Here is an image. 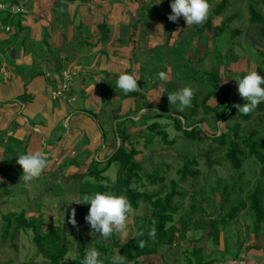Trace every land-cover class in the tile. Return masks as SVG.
Listing matches in <instances>:
<instances>
[{"label":"crops","instance_id":"crops-1","mask_svg":"<svg viewBox=\"0 0 264 264\" xmlns=\"http://www.w3.org/2000/svg\"><path fill=\"white\" fill-rule=\"evenodd\" d=\"M153 3L163 11L169 9V15L172 13L171 0H0L2 165L12 168V164L17 163L18 153L43 150L50 161L45 172L53 178L86 171L94 158L102 162L97 169L103 168L119 146V136L108 140L95 152V157L88 155L87 148L97 149L101 136L95 121L81 110L102 113L107 121L113 118L111 111L118 110L119 118L112 119L113 122L123 124L124 131L130 135L133 133L129 144L136 145L134 141L144 138V132H135L149 129L152 123L134 121L140 122L154 111L145 106L142 97H148L149 105L160 104L169 80L178 90L184 88L186 82L196 83L191 76H188L191 81H184L183 73H179L182 65L196 69V44L204 41L206 54L212 51L216 54L223 45L220 37L232 38L233 30L229 32L228 26L236 14L217 26L212 25L219 27L224 23L226 27L225 32L215 38L210 37L208 34L212 32L208 31L197 34V25L188 26L183 16L175 22L168 19L169 15L154 24L144 22L140 14L145 11L150 17L154 9L149 8ZM13 6H22L26 13L12 14ZM205 33L208 36H204ZM163 46H171L172 54L158 59L154 52L162 50ZM177 50H182L183 56H177ZM141 53L145 56H140ZM170 61L177 67L178 75L166 65ZM161 71L167 73L168 79L156 81ZM124 72H135L139 78V89L130 95L116 87L117 78ZM155 81L157 86H154ZM186 110L189 112V107ZM153 123L163 129L162 123ZM64 163L67 164L65 170L61 168ZM4 179L0 175V181ZM191 205L186 206L181 215L188 214ZM181 215L174 218L173 224L177 227L181 224ZM131 217L128 223L134 226L136 221L132 223ZM196 219V211H193L185 233L174 236L170 244L159 247L156 253L141 257L139 264H264L263 231L260 236L252 231L247 238L237 234L234 237L231 228L235 224L229 222L219 226L220 237L216 243L210 229L196 226ZM195 248L202 250L198 263L193 253Z\"/></svg>","mask_w":264,"mask_h":264},{"label":"rangeland","instance_id":"rangeland-1","mask_svg":"<svg viewBox=\"0 0 264 264\" xmlns=\"http://www.w3.org/2000/svg\"><path fill=\"white\" fill-rule=\"evenodd\" d=\"M220 1L221 0H209L210 11L208 16L213 17L212 25L217 26L232 14H236V17L228 26V31L230 32L238 28L240 30V35L234 39L219 36L223 45L219 50H216V54L214 51L206 54L207 48L203 45L204 41H202V43H197L196 69L195 67L187 68L182 65L179 73H183L182 77L184 81L192 80L188 78V76L196 79V83L195 81L191 83L186 82V86L192 87L194 92L196 91V94L199 96V99H201L203 95L211 90V85L206 77L201 76L200 73L196 75V73L199 72L198 70L202 72L217 69L221 77L220 89L222 93H227L231 98H238L237 101L244 102L245 100L239 96L236 78L243 77L247 72L253 70L257 71L260 69L264 73V37H260L259 35L261 26L249 23L250 5L264 14V0H228L227 6L223 12L215 16L214 9ZM156 7H159L157 3H153V6H150L151 9L149 8V10L152 11V9H154L150 17L145 15V11L144 13L143 11L141 12L140 17L143 18L144 22L154 24L160 21L161 18L169 15V9L163 11L164 9L161 10L158 8L157 10ZM166 30L170 31L167 26ZM205 35H207V33H205L204 36ZM208 35L212 37L214 33L212 32ZM165 37L167 40L169 35L167 34ZM196 38L198 39L199 37ZM225 38L228 39L227 43H225ZM228 43L233 45L230 46ZM220 46L221 44L216 47ZM161 49L162 50L157 49V51L154 52L155 56H158V59L161 55L166 57L167 54H172L171 46H167L166 48L163 46ZM181 51L182 50H177V56H183ZM140 56H145V53H141ZM165 63L166 62H164L163 65H165ZM166 65H170L172 72L178 75L177 67L173 66L171 61ZM155 79L156 81L159 80V76L155 77ZM156 81L154 86H157ZM164 91L165 98L163 97V101L160 104L149 105L150 100L148 97L143 96L142 99L146 103L145 106H150L153 110L162 111L166 114L154 117L156 116V111H153V114H146L145 116L147 117L143 118L140 122L134 121L136 124L142 123L146 125L158 121L162 123L163 129L168 133V140H175V144L171 146L165 144L160 136L148 128H143L142 130L138 129L137 131L134 130L136 134L141 131L144 132V138L134 141V144H136L135 147L140 151L137 160L141 163L144 172L150 174L157 170L160 176L165 178L163 184H152L147 179H144V190L149 193H159L163 196L171 190L170 181L176 180L178 182V188L182 192L184 191V194L174 200V205L179 209V212L174 218H178V216L184 212V208L191 204L195 198L196 202L203 210V215L225 218L231 202L235 199L245 200L247 192L261 182V165L253 158L245 159L243 160L241 169L235 170L225 158L226 146H221L217 142H212L211 140L193 141L183 135V133L176 131L174 119L168 115L174 114L173 112H180L186 115L187 108L181 112L177 106L169 102L167 94L178 91L177 85H174V82L169 80L163 93ZM221 98L222 97L212 99L209 104L215 105ZM115 111L116 110L111 111L112 117L115 115ZM84 114L90 118L93 116L88 113ZM250 115V118L247 120L238 117L217 119L214 113L206 114L204 109L199 107L195 115L196 117H194L193 120L191 118L190 121L188 119V124L186 125L196 127L202 131V134L214 135L219 132H228L235 124H238L240 125L242 135L250 132L252 129H257L258 136L256 139H263L264 129L262 126L264 124V112H259L255 109ZM112 119L107 121L104 114H96L93 120L96 123L97 131L100 133L101 137L97 149L87 148L86 151L88 155L95 157V152L97 151L98 153L108 140L114 136L118 137L119 134L122 136L123 132L121 130L123 129V124L117 125ZM181 120L184 123L182 118ZM131 135L133 138L134 134L131 133ZM185 156L189 158L195 157L198 163L196 166L192 167L197 170L196 180H191L190 177H188L187 181L183 183V181L179 179L180 175L178 174V170L183 167V157ZM93 160L95 161V158ZM95 162L98 163L95 166L96 168L102 163L98 161ZM91 164L86 171L81 170L78 173H74V175H72V173H66L68 177L63 178L59 176L53 178L50 177L51 174L49 172H44L40 178L31 183L30 187H26L21 180L23 169H20L21 166L18 163H13L12 165H14V167L12 168L0 163V169L3 172L13 174L14 177L18 176L17 179L14 178V184L7 178L0 181V264H26L31 262L32 264H42L44 261L43 257L37 254V249L33 243L32 231L20 232L13 241L15 245H12L10 240L3 239L2 232L5 226L3 216L8 212H19L25 209L27 211V216H39L41 213L46 221H51L56 225L59 223L64 224L71 242V250L65 258L66 264H72L77 256L76 247L79 242L77 237L78 233H80V237L85 239L90 250L92 248L96 249V242L113 247L118 243L131 239L134 235L133 233L138 232V228L143 225V219L148 216L147 214L150 212L147 205L144 203H140V208L138 207L136 211H133L132 217L130 216L132 223L138 220L137 225L135 224L132 226V224L129 225L128 223L126 232H114L106 239L102 238L100 234L94 233L90 226H82L78 223V211L75 207V203L81 196L78 183H83L91 179L88 175L89 171L94 168ZM66 166L67 164L64 163L61 165V168L65 170L64 168ZM118 169L119 164L114 162L102 175L107 179L115 181ZM60 176H62L61 173ZM11 181L13 180L11 179ZM3 182L5 183L3 184ZM229 184H233L235 187L230 189V203L223 204L224 198H228L225 196L226 193H223V188ZM73 210H75V224L71 222L73 219ZM198 216V212H196V217ZM229 222L235 224V226L231 228L234 237L235 234H237L239 237L246 236L247 238L249 237L247 228L250 227V224L251 226L254 225V216L248 209H245L239 212L238 218L233 220V222ZM147 224L148 223H146V225ZM222 228H224V226ZM44 229L47 230V228ZM221 230L223 231L224 229ZM262 231L264 232V226L259 231L258 236L261 235ZM262 237L264 238V235ZM119 252V248L113 247L110 254L111 260L114 256L119 254Z\"/></svg>","mask_w":264,"mask_h":264},{"label":"trees","instance_id":"trees-1","mask_svg":"<svg viewBox=\"0 0 264 264\" xmlns=\"http://www.w3.org/2000/svg\"><path fill=\"white\" fill-rule=\"evenodd\" d=\"M228 0H221V2L214 9V15L220 14L226 7ZM250 17L249 23L252 25L261 26L259 30L260 37H264V14L260 13L257 9L250 5L249 8ZM212 16H208L207 20L196 27V33L202 35L204 32H213L214 37H219L225 32V24L223 23L219 27H212ZM230 21V20H229ZM229 23H227L228 25ZM240 35L239 29H234L231 37L235 38ZM228 56V55H227ZM201 76L206 77L207 81L211 85V90H209L205 95L199 99L197 94H194L191 107H189V112L184 115L180 112H173L174 114L168 115L174 119V127L178 132L183 133L187 138L196 140H211L212 142H217L221 146H226L225 158L231 164L232 168L239 170L242 167L243 160L245 159H255L260 165V178L261 182L256 184L251 190L246 194L245 200H233L230 207L226 213L225 218H219L213 215H203V210L200 205L196 202V198L193 199L191 205V211L188 214H184L180 217L179 222L181 223L177 227L174 223V216L178 213V207L174 205V200L184 194L178 188V182L176 180H171V190L165 193L163 196L159 193H149L144 190L145 186L143 180L147 179L150 183H160L163 184L165 178L160 176L159 171H153L152 173L144 172L141 163L136 160V156L140 154V151L135 147V145H130L131 135L122 129V136L119 134V146L113 151V153L107 158L105 166L101 169H97L95 166L98 164L93 161L91 165L94 166L92 170L89 171L90 180L78 183L79 192L81 194L79 200L75 204L78 211V223L84 226H90L85 217L88 214L90 205L83 204V195L90 194L97 191H113L117 194H125L132 205V209H138L140 203L147 205L150 210L148 216L143 219V225L138 228V232L131 240L118 243L113 247L119 248L120 255L123 256L126 264H139V259L145 255L154 254L157 252L158 248L172 242L174 236H181L188 230L190 219L193 211L198 212V217L196 219V226L200 225L202 229H210L211 236L214 242H218L220 237V225H225L229 221H233L239 216L240 211L248 209L254 216V225H250L247 228V233L250 234L253 231L255 234L259 233L264 224V138L256 139L258 136V130L252 129L250 132L241 134L240 125L235 124L228 132H219L218 134L209 135L202 134V131L195 128L187 126V119L192 118L197 112L199 107H202L206 114L214 113L217 119L219 118H241L247 120L250 118V113L242 114L238 111L236 105H243L246 103L237 101L238 98H231L229 94L222 93L220 89L221 77L217 69H212L210 71H200ZM261 76H264L262 70H257ZM35 75V74H33ZM132 94V92L127 95ZM240 96V95H239ZM222 97L217 104L212 105L209 102L212 99ZM165 98V97H164ZM257 111L264 112V102H262L257 108ZM83 113L92 114V118L96 114L89 110H81ZM156 111V116L166 114L162 111ZM158 112H161L160 114ZM187 116V117H186ZM147 117V116H145ZM144 117V118H145ZM93 118V119H94ZM118 110L115 111L113 119H118ZM183 119L184 123L182 122ZM264 129V124L262 126ZM149 129L160 136L161 140L165 144L173 145L175 140H168V133L162 129L158 123H152ZM118 163L119 169L115 181L107 179L102 174L109 168L112 163ZM197 159L195 157H183V167L178 170L180 175V181H186L188 177L191 180H195L197 175V170L193 169V166L197 165ZM94 169V170H93ZM0 175L7 178L12 184H14V178L17 179L18 176H13V174L3 172L0 169ZM11 179L13 181H11ZM235 187L233 184H229L223 188V193H226L224 198V203H230V189ZM196 195V194H194ZM193 195V196H194ZM194 198V197H193ZM197 204V205H196ZM5 226L2 232L3 239L10 240L12 245L14 244L15 237L22 231H32L33 233V243L37 249V254L43 257L44 261L42 264H66L65 258L71 250V242L67 234L64 224H53L51 221H46L44 216L39 214V216H27V211L25 209L19 212H8L3 216ZM146 223H148L146 225ZM153 223V224H152ZM137 225V221L135 223ZM44 228H47L45 230ZM154 231L155 236H150L149 233ZM78 245L76 247L77 256L72 264H82L83 258L89 247L86 244L84 238L79 236ZM96 250L99 251L101 259H103L104 264H111L110 254L112 248L108 245H103L98 242L95 243ZM196 262L198 263L201 259L202 250L195 248L193 250ZM26 264H32L26 263Z\"/></svg>","mask_w":264,"mask_h":264},{"label":"clouds","instance_id":"clouds-1","mask_svg":"<svg viewBox=\"0 0 264 264\" xmlns=\"http://www.w3.org/2000/svg\"><path fill=\"white\" fill-rule=\"evenodd\" d=\"M162 2V0H160ZM172 13L168 19L177 21L184 17L187 25H200L208 18L210 11L209 0H171ZM160 80L168 79L165 71L158 73ZM139 80L135 72H124L116 80V87L124 94L137 91ZM238 82V93L246 101L243 105H236L239 112L248 114L254 111L264 102V76L258 74L256 70L249 71L243 77L236 78ZM194 90L186 86L181 90L168 93L169 102L177 106L179 111L191 107L194 97ZM17 163L23 169L21 180L26 187L40 178L49 167V156L43 150L20 152L16 155ZM83 204H89L90 208L86 222L90 225L94 233L100 234L102 238L110 237L114 232H126L130 216L133 213L132 205L125 194H117L113 191H97L83 195ZM75 210H73L72 223L75 224ZM155 236V232L149 233ZM82 264H104L98 250L92 248L88 250L83 258ZM111 264H126L122 255L113 257Z\"/></svg>","mask_w":264,"mask_h":264},{"label":"built area","instance_id":"built-area-1","mask_svg":"<svg viewBox=\"0 0 264 264\" xmlns=\"http://www.w3.org/2000/svg\"><path fill=\"white\" fill-rule=\"evenodd\" d=\"M10 12L12 14H20V13H26L25 9L22 6H13L10 9Z\"/></svg>","mask_w":264,"mask_h":264}]
</instances>
